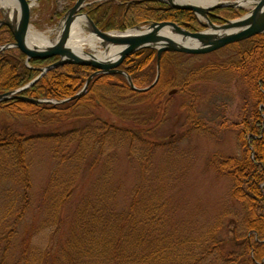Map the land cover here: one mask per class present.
I'll list each match as a JSON object with an SVG mask.
<instances>
[{"label": "trees", "instance_id": "obj_1", "mask_svg": "<svg viewBox=\"0 0 264 264\" xmlns=\"http://www.w3.org/2000/svg\"><path fill=\"white\" fill-rule=\"evenodd\" d=\"M61 1L65 5L62 12L54 11L49 21L61 19L77 0ZM81 12L102 32H124L162 22L189 32L203 30L192 12L174 10L154 0H88ZM244 13L242 9L223 8L209 15V20L221 24L219 17L233 20ZM13 42L10 30L0 27V47ZM203 59L207 60L202 62ZM56 60H31L26 65L25 55L18 49L1 51L0 95L24 87L39 75V68ZM118 70L129 75L136 88H147L156 76V51L142 49L127 58ZM94 72L91 67L65 65L45 73L19 96L67 100L82 89ZM222 76L237 78L245 92L241 119L235 125L240 156L214 155L208 160L210 169L230 179L229 196L245 214L242 223L229 226L225 236L224 230L219 232L213 227L200 231L189 222L175 221L165 198L166 184L151 179L146 167L159 148L148 127L155 124L159 128L163 117L169 114V91L178 90L182 99L179 114L194 121L200 86ZM263 105L264 35L206 56L164 53L159 80L144 93L133 92L121 75H97L79 99L63 104L32 105L18 97L1 102L0 184L10 181L21 189L0 219V223H11L7 232L5 229L0 233V241L14 237L31 205L32 187L25 161L36 143L48 145L52 158L60 164L51 172L41 200L46 227L55 228L54 235L61 231L60 211L76 188L84 161L90 157L111 160L116 152L125 150L127 157L141 160L144 173L129 206L118 210L117 188L112 182L99 181L93 195L83 198L71 214L63 243L55 251L59 264H264ZM101 110L114 120L101 118ZM192 128L201 130L199 124ZM107 165L106 174L111 171ZM219 220L224 222V217ZM58 239L61 240L60 235ZM31 246L29 239L24 242L16 264H40V259L49 256L47 250L43 255ZM2 255L4 264L6 253Z\"/></svg>", "mask_w": 264, "mask_h": 264}, {"label": "rangeland", "instance_id": "obj_2", "mask_svg": "<svg viewBox=\"0 0 264 264\" xmlns=\"http://www.w3.org/2000/svg\"><path fill=\"white\" fill-rule=\"evenodd\" d=\"M64 6L61 0L35 1L31 9V32L37 31L51 43L56 41L61 19L49 21V17L54 11L61 13ZM2 14L0 11V19ZM82 28V37L88 36V26L85 24ZM83 51L90 52L88 44L83 46ZM221 58L224 59L225 56ZM206 60L203 59L202 62ZM174 90L176 92L171 96L167 95L170 100L169 114L163 117L159 128L155 124L148 127L149 133L155 135L159 144V148L146 163L148 175L151 179L166 184L165 198L174 211L175 221L189 222L200 231L214 227L219 232L224 230L222 234L225 236L230 230L229 226L242 223L245 214L242 206L229 196L230 179L210 169L208 160L214 155L240 156L238 127L235 125L241 119L244 89L234 76L217 77L200 86L197 103L194 105L197 113L194 121L185 120L186 117L179 114L182 99L178 90ZM100 112L99 115L104 120H114L107 112ZM195 123L200 125L201 130L192 128V125H197ZM31 148L25 162L32 187V202L19 221L14 237L7 242L0 241V264L2 254L5 253L3 263L16 264L22 256L23 244L28 239L31 247L40 250L43 255L47 250L46 254L49 256L40 259V264H59L55 251L63 243L71 214L83 198L93 195L97 183L101 180L112 182L117 188L118 210H124L130 204L135 186L141 184L144 178L141 160L127 157L125 150L116 152L111 160L106 157L87 158L79 172L76 188L60 211L62 224L59 228V240V235L53 234L55 228L46 227L41 200L48 187L51 172L60 164L52 158L48 145L36 143ZM107 164L111 166L108 174L105 170ZM237 172L241 175L244 173ZM19 188L21 189L18 183L10 181L0 184V219L5 216L7 208L13 205L11 203L15 194L20 193ZM221 217H224V222H220ZM10 225V221L0 223V233L5 229L7 232Z\"/></svg>", "mask_w": 264, "mask_h": 264}, {"label": "water", "instance_id": "obj_3", "mask_svg": "<svg viewBox=\"0 0 264 264\" xmlns=\"http://www.w3.org/2000/svg\"><path fill=\"white\" fill-rule=\"evenodd\" d=\"M18 12L13 19H8L3 13L0 19V27H7L13 35L14 43L1 46L0 52L8 49H18L25 55V64L31 60L45 61L57 58L53 64L39 68V75L24 87L0 95V103L18 97L21 101L37 104H63L79 99L87 90L91 80L97 75H121L129 88L136 93H144L151 90L158 82L160 76V61L164 53H178L192 56H204L217 52L227 46L264 35V0H213V3L194 4L189 2L179 3L175 0H154L174 10L190 11L202 23L203 31L191 33L185 29L170 23H151L146 27L137 26L122 33L102 32L89 17L80 13L87 0H77L67 11L58 26L57 39L51 45L45 47H30L27 38L31 32L30 12L35 1L15 0ZM247 9L248 13L235 20H224L222 25H215L209 21L208 16L215 10L222 8ZM0 11H2L0 9ZM83 18L86 21L90 34L82 39H93L94 45L89 46L90 52L75 49L70 42L75 36H82L83 30L78 26ZM132 32V33H131ZM94 47V49H93ZM142 49L156 51V76L153 83L144 89L136 88L129 75L118 70L120 65L130 56ZM97 53L103 54V59L97 57ZM114 54V55H112ZM65 65L91 67L95 72L87 79L83 88L72 98L62 101L34 100L19 96L22 92L32 87L45 73ZM176 91H171V96ZM253 155V152H251Z\"/></svg>", "mask_w": 264, "mask_h": 264}, {"label": "bare ground", "instance_id": "obj_4", "mask_svg": "<svg viewBox=\"0 0 264 264\" xmlns=\"http://www.w3.org/2000/svg\"><path fill=\"white\" fill-rule=\"evenodd\" d=\"M179 3L189 2L194 4H211L213 3V0H175ZM0 9L2 12L7 16L8 19H13V16L15 13L18 12V6L15 0H0ZM80 23L78 26V30H83V26L86 24V21L83 20V18L80 19ZM132 33V32H131ZM82 36H75V38L70 42V45L78 50H81L84 45L89 44L91 46L94 45L93 39L94 36H91V39H82ZM27 44L30 47H45L48 45H51V42L47 39V37L43 36L42 34L38 33L37 31H32L29 33L27 38ZM94 49V47H93ZM114 55V54H112ZM98 58L103 59V54L97 53Z\"/></svg>", "mask_w": 264, "mask_h": 264}]
</instances>
